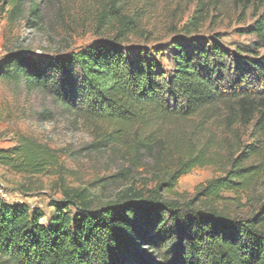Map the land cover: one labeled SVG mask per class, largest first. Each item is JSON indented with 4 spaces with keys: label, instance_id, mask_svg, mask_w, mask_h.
Here are the masks:
<instances>
[{
    "label": "trees",
    "instance_id": "1",
    "mask_svg": "<svg viewBox=\"0 0 264 264\" xmlns=\"http://www.w3.org/2000/svg\"><path fill=\"white\" fill-rule=\"evenodd\" d=\"M4 1L11 22L26 13L38 25L54 0H28L26 12V0ZM119 1L95 22L110 40L51 61L8 53L0 79L45 93L76 121L151 131L135 149L153 155L154 186H132L99 208L85 191L64 189L47 222L42 210L0 198V264H264V0H230L240 22L250 9L255 19L239 30L252 42L234 51L197 36L219 4L197 0L185 38L171 43L170 69L157 61L161 50L125 46L148 32L119 13ZM52 162L29 140L0 150V166L19 175ZM206 167L221 175L191 199L170 197L182 176Z\"/></svg>",
    "mask_w": 264,
    "mask_h": 264
},
{
    "label": "rangeland",
    "instance_id": "2",
    "mask_svg": "<svg viewBox=\"0 0 264 264\" xmlns=\"http://www.w3.org/2000/svg\"><path fill=\"white\" fill-rule=\"evenodd\" d=\"M111 1L54 0L42 6L39 24L30 25L26 13L17 22H11L12 6L0 0V60L8 53L24 54L35 60H57L110 40L108 30L95 33V22ZM196 1L120 0L119 13L132 15L148 32L145 38L131 37L125 46L132 50H161L157 61L170 69L171 43L185 38L180 30L194 12ZM28 7L26 0L23 12ZM241 14L242 10L232 1L219 0L216 10H211L214 20L207 21L197 36L217 40L230 51L238 44L249 45L251 37L240 35L239 30L254 23L253 10H248L245 20L240 22ZM46 111L50 116H44ZM165 129L160 134H175L174 128ZM150 132L139 127L114 128L76 121L64 115L45 93L0 79V150L29 140L41 145L53 159L41 175H19L0 166V183L11 196L8 202L18 200L42 210L46 215L44 222L53 215L51 204L63 199L64 189L85 191L93 207L99 208L132 186L153 187L157 163L153 155L135 149L138 141ZM107 134L112 137L106 138ZM151 135L155 133L152 131ZM220 175L212 167L195 169L180 178L170 197L191 199L200 184Z\"/></svg>",
    "mask_w": 264,
    "mask_h": 264
},
{
    "label": "built area",
    "instance_id": "3",
    "mask_svg": "<svg viewBox=\"0 0 264 264\" xmlns=\"http://www.w3.org/2000/svg\"><path fill=\"white\" fill-rule=\"evenodd\" d=\"M10 195L7 193L3 185L0 183V198L8 201L10 199Z\"/></svg>",
    "mask_w": 264,
    "mask_h": 264
}]
</instances>
